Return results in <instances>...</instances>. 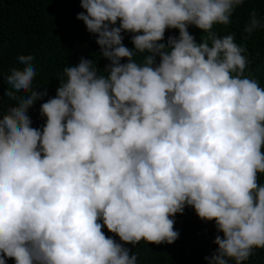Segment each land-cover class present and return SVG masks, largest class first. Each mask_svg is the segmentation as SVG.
Here are the masks:
<instances>
[{
    "label": "trees",
    "instance_id": "16d2710c",
    "mask_svg": "<svg viewBox=\"0 0 264 264\" xmlns=\"http://www.w3.org/2000/svg\"><path fill=\"white\" fill-rule=\"evenodd\" d=\"M0 264H264V0H0Z\"/></svg>",
    "mask_w": 264,
    "mask_h": 264
}]
</instances>
